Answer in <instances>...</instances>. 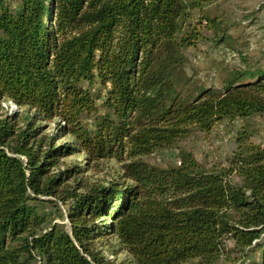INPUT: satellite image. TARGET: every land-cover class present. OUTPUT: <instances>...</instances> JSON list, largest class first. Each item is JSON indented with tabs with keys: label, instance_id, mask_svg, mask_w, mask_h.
Here are the masks:
<instances>
[{
	"label": "trees",
	"instance_id": "obj_1",
	"mask_svg": "<svg viewBox=\"0 0 264 264\" xmlns=\"http://www.w3.org/2000/svg\"><path fill=\"white\" fill-rule=\"evenodd\" d=\"M212 1L0 0V108H27L0 113V264H116L98 247L107 240L129 264H219L228 240L242 254L231 264H264V145L244 131L220 169L187 149L166 167L144 159L226 118L264 115V67L220 88L187 72L202 27L229 45ZM76 153L85 166L61 168ZM113 159L117 180L85 179ZM39 201L62 217L65 203L70 226Z\"/></svg>",
	"mask_w": 264,
	"mask_h": 264
},
{
	"label": "rangeland",
	"instance_id": "obj_2",
	"mask_svg": "<svg viewBox=\"0 0 264 264\" xmlns=\"http://www.w3.org/2000/svg\"><path fill=\"white\" fill-rule=\"evenodd\" d=\"M205 11L209 16H218L223 20L222 26L227 29L224 35H229L230 38L227 39L229 45L223 41L217 44L214 41L217 31L208 26L202 27L203 38L197 46L189 47L186 51L187 72L197 83L220 88L233 73L248 68L264 67V0H214ZM198 15L196 11L194 21L197 20ZM26 109L18 107L10 100H4L1 103L0 113L3 116L13 115L16 111L25 114ZM55 128L56 123L53 122L48 126L47 131L53 132ZM244 131L247 134L246 142L264 145V115L226 118L215 124L208 133L198 131L180 140L177 146L159 150L145 156L144 159L154 165L166 167L170 164H178L180 149H187L201 164L210 169H220L229 165L234 151L238 148V137ZM69 139L68 137L66 140ZM85 162V154L76 153L67 156L61 168L73 163H81L85 166ZM92 165L84 172L85 179L92 184L117 180L122 171L121 164L115 159L103 161L99 167ZM233 179L235 182H241L237 174H234ZM58 202L64 217L49 202L39 201L37 204L49 216L50 222L66 223L69 227L66 204L62 201ZM98 247L116 264H129L131 260L129 253L114 240H107L98 244ZM226 250L231 256L227 258L224 254L219 264H231L232 260L242 255L241 252L236 251L233 240L226 241Z\"/></svg>",
	"mask_w": 264,
	"mask_h": 264
},
{
	"label": "built area",
	"instance_id": "obj_3",
	"mask_svg": "<svg viewBox=\"0 0 264 264\" xmlns=\"http://www.w3.org/2000/svg\"><path fill=\"white\" fill-rule=\"evenodd\" d=\"M16 105V104H15Z\"/></svg>",
	"mask_w": 264,
	"mask_h": 264
}]
</instances>
